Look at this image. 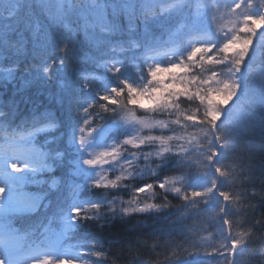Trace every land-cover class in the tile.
<instances>
[{
    "label": "snow or ice",
    "instance_id": "1",
    "mask_svg": "<svg viewBox=\"0 0 264 264\" xmlns=\"http://www.w3.org/2000/svg\"><path fill=\"white\" fill-rule=\"evenodd\" d=\"M202 7L197 4L193 13L191 0H0V54L23 55L30 44L37 62L27 73L34 72L33 79L45 84L58 73L57 102L67 105L66 122L48 112L34 115L27 132L13 134L0 146V264H104L109 250L100 241L78 240L70 247L83 252L65 259L67 252L57 251L60 239L90 222L103 221V227L117 216L159 213L169 208L167 198L173 193L182 200L177 213L191 210L208 220H222L217 243L203 245V253L194 245L190 254H203L206 264L264 260V212L256 215L264 207V161L252 163L250 135L258 128L264 138V116L258 124L246 118L248 105L264 110V71L253 76L248 63L254 38L264 43V0H223L219 19L227 16L231 26L219 25L215 31L211 25L218 24L217 17L208 20ZM213 9L221 11L219 0ZM185 10L188 15L165 42L171 47L163 53L168 57L164 62L151 27H164L172 14ZM141 29L142 42L132 38ZM77 31L92 32L104 46L95 62L102 76L72 66L81 60ZM125 34L130 38L127 48L114 39ZM117 53L131 55L117 58ZM15 72V64L0 67V81L14 79ZM31 82L23 80L25 85ZM230 102L236 105L234 111ZM4 116L0 111V118ZM61 127L66 131L50 136L46 144L59 145L66 137L65 149L34 146L38 134ZM69 155L67 193L58 204L64 232L55 240L34 242L29 246L32 254L22 255L11 217L34 211L48 198L47 192L28 191L27 186L45 183L37 177L52 164L65 166ZM141 158L144 166L131 170ZM165 170L179 175L161 178ZM116 172L121 174L109 178L107 173ZM78 176L84 177L83 184L76 182ZM145 177L152 182L128 183ZM85 188L97 195L82 198ZM156 188L163 203L141 204L139 197ZM121 192L129 194L127 201L111 195ZM182 252L173 253L167 264Z\"/></svg>",
    "mask_w": 264,
    "mask_h": 264
},
{
    "label": "trees",
    "instance_id": "2",
    "mask_svg": "<svg viewBox=\"0 0 264 264\" xmlns=\"http://www.w3.org/2000/svg\"><path fill=\"white\" fill-rule=\"evenodd\" d=\"M187 2V0H182V3ZM186 15H188L187 10L182 13H174L170 18L164 21V27L152 25V38L158 41H167L169 39V33L175 32L181 26L183 18ZM69 23H73L72 17H69ZM132 38L142 42L144 39L142 29L138 30ZM114 39L123 41L125 48L129 46L128 41L130 38L127 34L114 37ZM75 40L80 47L81 60L72 66L80 71H97L103 75V70L95 67L96 60L104 50V46L98 44L96 36L90 31H77L75 33ZM116 55L123 58L131 54L117 53ZM36 62L37 61L34 60L32 56L30 44L28 45V51L23 55L17 56L12 52L0 54V67H9L13 64L16 65L15 78L10 81H0V111L5 113V116L0 118V126L28 131L33 116L45 112L51 113L58 121L66 122L67 105L65 104L61 107L57 102V97L59 95V81L57 77L59 74L53 72L52 79L46 84L40 80L33 79L35 73L33 72L29 75L27 69L31 68ZM249 65L253 70V76L264 71V43H261L259 38L256 39L255 50ZM24 79H29L32 82L25 85L23 83ZM230 104H232V102H230ZM13 107H15L14 112ZM235 109L236 105L232 104L230 110L234 111ZM261 116H264V110L256 105L247 106L246 118L251 124H258ZM157 118L165 119V117ZM97 123L102 122L97 121ZM65 131L66 128L61 127L59 131H52L47 136H59L61 132ZM153 134L159 135L160 133L156 132ZM41 135L43 136L44 134ZM250 135L251 144L255 153L252 158V163L258 166L264 161V152L261 151V146H264V138L261 137L258 128L254 135L251 133ZM39 137L42 138L40 135H37L36 141H38ZM56 147L65 149L67 147L66 137L60 141L59 145H48L47 150L48 148ZM144 151H148V149ZM243 153L247 155L248 149H243ZM70 162L71 156L69 155L65 157V166L52 164V171L48 173L52 176L45 180V183H43L45 187L43 186L41 189H49V178L55 176L58 178L56 187L48 193V198L38 207L36 213L32 214L34 216L27 219L26 222L30 224L27 225V229H37L40 226H53L55 230L61 228V215L58 210V204L67 193L66 181L69 169L66 165ZM156 163H158V161H156ZM229 163H231V161H229ZM143 166L144 161L141 158L136 168L131 170L138 171L139 168ZM124 167L127 168V165ZM152 167H155V163ZM48 174H42V176ZM101 174L103 175L105 173L101 172ZM107 174L109 178L114 179L115 175L121 173L116 172ZM160 175L161 178H164L165 176L179 175V173L165 170V172H162ZM256 175H259V172H257ZM76 182L83 184L85 182L84 177H76ZM151 182L152 180L148 177H145L143 180H128L129 184L135 185ZM257 187H259V184H257ZM153 192L155 194H153ZM153 192H150V197L142 195L139 199L146 203L148 200L154 204L163 203L161 191L156 188ZM80 195L82 198H90L97 195V193H90L85 188L81 190ZM111 195L117 196L125 201L129 199L128 193H112ZM109 198L111 199V196ZM167 199L170 205L169 208L156 214H131L127 217L117 216L110 223L104 224L103 227L99 226L104 223L103 221L90 222L83 228H78L74 232H69L65 236V244L69 248V251L75 255L77 251L83 252V249L78 250L70 247L75 245L78 240L88 239L100 241L103 247L109 250L104 264H167V258L172 257L173 253H181L182 249H186V252H182L179 259L174 260L173 264H206L207 258L204 257L203 254L197 257L190 253L194 251V245H200L201 253H203V245H215L217 243V229L221 227L222 220H208L203 214L197 216V214L191 210L181 209V212L177 213L176 207L182 204V200L176 197L174 193L169 194ZM250 202L253 204L258 203L257 200H252ZM45 205H48V207H45ZM243 206L246 207V204ZM261 212H264V207L256 209L257 217H259ZM32 218H35V220ZM236 218L243 221V215H237ZM173 221H175V223H172ZM12 223L15 224L16 222ZM239 230L240 229H233V231ZM204 237L207 239H201ZM113 241H121L122 243ZM177 245L180 247H177ZM133 257L137 259L133 261ZM92 259L95 258L93 257ZM242 259H246V257ZM249 264H264V260H261L259 257H254L249 261Z\"/></svg>",
    "mask_w": 264,
    "mask_h": 264
},
{
    "label": "rangeland",
    "instance_id": "3",
    "mask_svg": "<svg viewBox=\"0 0 264 264\" xmlns=\"http://www.w3.org/2000/svg\"><path fill=\"white\" fill-rule=\"evenodd\" d=\"M188 1V0H187ZM181 2H182V0H181ZM191 2H192V11H193V13H195L196 12V5L197 4H200V5H202L203 7L201 8V14L203 15V14H205L206 13V15H207V18H208V20H212V17H213V15H215L216 17H217V20H218V24L217 23H213L212 25H211V27H212V30L213 31H215V28L217 27V26H219V25H222L225 29H227L228 27H230L231 25L230 24H228L227 23V21H228V17L227 16H225L224 18H223V20H220L219 18H220V16H221V13H222V11H223V0H219V6H220V8H221V11L220 12H214V9H213V5H215L216 3H217V0H191ZM174 32V31H173ZM258 37H255L254 38V47H255V44H256V39H257ZM168 41V40H167ZM160 42V46L156 49V51L160 54L159 55V59L160 60H162V61H164V62H167V59H168V57L167 56H165L163 53H165V52H167L168 50H169V48L171 47V45L170 44H166L165 42L166 41H159ZM253 53H254V51L252 52V56H253ZM117 58H121V57H117ZM250 61H251V59L248 61V63H250ZM1 135V134H0ZM1 138H7L6 139V141H5V143L6 142H10V139L6 136V132L5 133H3L2 135H1ZM4 143V144H5ZM33 144H34V146L36 147V148H40L41 150H43V148H42V145H45L46 143H45V141L43 140V138H40L39 137V139H38V141H33ZM12 161L11 160H9V163H11ZM49 163H50V161H49ZM2 166H3V162L2 161H0V168H2ZM8 171H11V169L9 168L8 169ZM52 171V167H51V169H46L45 171H43L37 178L38 179H40V180H43L44 182H45V180L48 178V177H51L52 175H50V174H48L49 172H51ZM42 174H48V175H46V176H42ZM49 180H50V187H49V189H41V187H45V184H43V185H33V184H29L28 186H27V190L28 191H32V192H41V191H45V192H47V193H49L50 191H52V190H54V188L56 187V183H57V181H58V178L55 176V177H52V178H49ZM151 196V193L149 192V193H146V194H144V196ZM146 199V198H145ZM144 199V200H145ZM140 200V203L141 204H145L146 202H142L141 201V199H139ZM147 203H151V202H149V200H148V202ZM32 216H34V215H30V214H27V215H22V214H14V215H12V217H11V222H16L17 224L19 223V224H21L22 226H24V227H27V225H30V224H28L26 221H27V219L28 218H30V217H32ZM33 220H35V218H32ZM26 224V225H25ZM49 227V226H48ZM56 235H57V237L59 238L60 236H61V234H62V232H61V230L59 229V231H55L54 232ZM54 239V238H53ZM55 240V239H54ZM76 264H79V263H76Z\"/></svg>",
    "mask_w": 264,
    "mask_h": 264
}]
</instances>
